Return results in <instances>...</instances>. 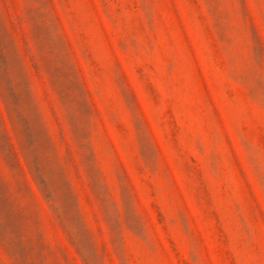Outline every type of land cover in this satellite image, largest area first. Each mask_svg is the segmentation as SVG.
<instances>
[{"label":"rangeland","instance_id":"374dc122","mask_svg":"<svg viewBox=\"0 0 264 264\" xmlns=\"http://www.w3.org/2000/svg\"><path fill=\"white\" fill-rule=\"evenodd\" d=\"M0 264H264V0H0Z\"/></svg>","mask_w":264,"mask_h":264}]
</instances>
